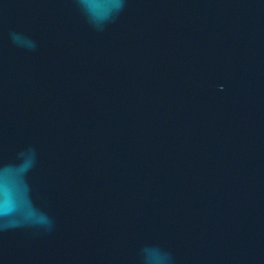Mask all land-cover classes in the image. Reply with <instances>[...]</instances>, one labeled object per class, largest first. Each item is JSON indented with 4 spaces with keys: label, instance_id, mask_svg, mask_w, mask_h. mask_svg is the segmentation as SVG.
<instances>
[{
    "label": "water",
    "instance_id": "95a60500",
    "mask_svg": "<svg viewBox=\"0 0 264 264\" xmlns=\"http://www.w3.org/2000/svg\"><path fill=\"white\" fill-rule=\"evenodd\" d=\"M0 264H264V0H0Z\"/></svg>",
    "mask_w": 264,
    "mask_h": 264
},
{
    "label": "snow or ice",
    "instance_id": "6c2138e0",
    "mask_svg": "<svg viewBox=\"0 0 264 264\" xmlns=\"http://www.w3.org/2000/svg\"><path fill=\"white\" fill-rule=\"evenodd\" d=\"M0 171H2V170H0Z\"/></svg>",
    "mask_w": 264,
    "mask_h": 264
}]
</instances>
